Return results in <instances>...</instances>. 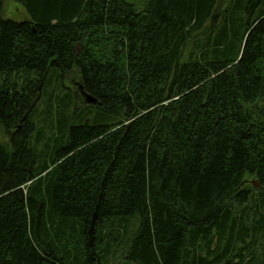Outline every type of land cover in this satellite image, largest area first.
<instances>
[{"label": "trees", "instance_id": "obj_1", "mask_svg": "<svg viewBox=\"0 0 264 264\" xmlns=\"http://www.w3.org/2000/svg\"><path fill=\"white\" fill-rule=\"evenodd\" d=\"M19 1L0 264H264V0Z\"/></svg>", "mask_w": 264, "mask_h": 264}, {"label": "rangeland", "instance_id": "obj_2", "mask_svg": "<svg viewBox=\"0 0 264 264\" xmlns=\"http://www.w3.org/2000/svg\"><path fill=\"white\" fill-rule=\"evenodd\" d=\"M128 2L132 3L136 10H141L144 4V0H127ZM2 17L4 19H10L14 21H23L25 20L26 14L23 10V7L21 5V1L19 0H4L3 6H2ZM78 79L72 75V73H69L68 75H64L61 80V87L65 90V92L69 93L70 95L76 97L77 105L80 104L79 95L77 91V84ZM246 186L250 190V185L253 186H259L253 179H247L245 182ZM252 194V193H248ZM133 231V227L131 225H128L127 233L128 235L131 234Z\"/></svg>", "mask_w": 264, "mask_h": 264}, {"label": "water", "instance_id": "obj_3", "mask_svg": "<svg viewBox=\"0 0 264 264\" xmlns=\"http://www.w3.org/2000/svg\"><path fill=\"white\" fill-rule=\"evenodd\" d=\"M84 95H85V101H86V103L94 104L96 102V100L94 98H91L90 96H88L86 94H84Z\"/></svg>", "mask_w": 264, "mask_h": 264}]
</instances>
